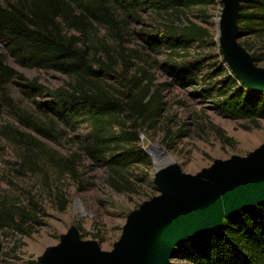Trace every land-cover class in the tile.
<instances>
[{
	"label": "trees",
	"instance_id": "1",
	"mask_svg": "<svg viewBox=\"0 0 264 264\" xmlns=\"http://www.w3.org/2000/svg\"><path fill=\"white\" fill-rule=\"evenodd\" d=\"M234 26L243 37L264 36V0H237ZM213 0H11L0 3V39L9 53L22 66L49 69L67 75V86L48 88L36 79H27L6 61L0 52V114L8 111L37 134L55 137L56 126L76 129L86 124L88 131L81 150L101 162L109 173L108 181L119 191H133L135 184L127 172L130 166L151 165L152 160L136 142V130L124 126L122 117L132 122L155 124L163 103L160 91L153 90L150 77L124 79L123 88L112 91L101 79L113 72L116 61L130 65L129 57L138 50L123 47L124 29L130 22H142L148 15L157 20V32L147 35L151 47L163 46L168 56L185 54L181 61L168 57L172 64L173 81L190 86L199 96L209 100L224 117L246 121L244 129L260 127L264 120V89L249 85L231 68L221 64L211 78L199 84L198 76L205 61L214 54L190 56L189 50L208 48L213 40L205 25L189 19L187 11L201 8L204 12ZM105 27L118 48H112L107 38H98L96 28ZM219 53L223 51L217 48ZM115 52H112L114 51ZM250 61H260L259 54L247 55ZM11 86L31 97L43 114L37 115L20 107L11 95ZM43 97V102L35 100ZM119 125L118 131L114 129ZM220 139L226 143L217 129ZM0 138L13 148L20 170L48 177V167L59 172L77 175L74 157L66 158L29 132L10 124L0 125ZM60 208L65 206L59 191ZM32 218L26 205L0 200V227L24 233L25 224ZM37 222V221H36ZM172 264H264V198L238 205L230 212L192 233L176 238L168 251Z\"/></svg>",
	"mask_w": 264,
	"mask_h": 264
},
{
	"label": "rangeland",
	"instance_id": "2",
	"mask_svg": "<svg viewBox=\"0 0 264 264\" xmlns=\"http://www.w3.org/2000/svg\"><path fill=\"white\" fill-rule=\"evenodd\" d=\"M9 1L0 0V3ZM224 7L223 0H213L204 11L209 16L205 22L200 18L201 8L187 11L189 19L209 28L214 41L212 50L195 47L189 50L190 56L199 51L214 54L205 61L198 76L199 84L210 79L219 64L226 71L231 70L225 53H219L217 49L221 48L223 38L221 20ZM156 24L157 20L148 15L143 17L142 22H130L124 29L123 47L126 51L136 49L138 54L129 57L130 65L116 61L114 71L100 80L106 88L118 91L123 88L125 78L141 77L145 72V77H150L152 81L153 90L160 91L159 100L163 103V111L155 124L134 123L130 118H121L124 126H131L138 133L136 143L144 150L149 143L163 146L175 161L178 174L191 179L212 169L217 163L249 158L264 149V120H260L258 128L244 129L242 126L247 124L246 121L222 116L197 91L173 81L170 72L172 64L168 57L181 61L180 58L185 54L180 52L178 57L168 56L169 51L163 46L155 48L147 43V35L157 32ZM96 34L98 38H107L115 50L118 48L117 41L105 27H97ZM237 43L248 55H262L260 61L253 63L255 68L264 70V36L238 38ZM0 52L17 72L27 79H36L48 88L67 86L71 82L67 75L60 72L20 65L2 39ZM211 79L215 81L218 78ZM10 90L20 107L48 122L43 108H38L31 97L21 93L16 86H11ZM35 100L43 102L46 99L38 96ZM2 124H10L31 133L63 157H74L77 175L48 167V178L45 180L41 174L20 170L14 148L0 138V200L28 206L33 218L25 224L24 233L0 227V264H40L44 254L49 249L58 248L71 231L82 245H94L99 252L111 254L121 243L130 217L164 194L158 186L153 161L151 165H133L125 171L137 183L133 191L114 189L108 181L106 167L81 150L88 131L86 124L58 133L63 126L59 123L53 138L37 134L6 110L0 114ZM114 129L118 131L119 125ZM217 129L229 141L222 142ZM162 158L158 157L156 161ZM59 191L65 199L63 209L60 208ZM172 262L176 263L168 259L167 264Z\"/></svg>",
	"mask_w": 264,
	"mask_h": 264
},
{
	"label": "water",
	"instance_id": "3",
	"mask_svg": "<svg viewBox=\"0 0 264 264\" xmlns=\"http://www.w3.org/2000/svg\"><path fill=\"white\" fill-rule=\"evenodd\" d=\"M223 1L221 48L226 59L249 85L264 89V70L255 68L237 43L240 33L233 20L238 1ZM144 151L153 161L164 194L130 217L116 250L104 254L94 245H82L71 231L58 248L44 254L40 264H167L176 238L216 223L240 204L264 198V149L249 158L217 163L194 179L178 174L163 146L149 143ZM158 157L164 160L156 163Z\"/></svg>",
	"mask_w": 264,
	"mask_h": 264
},
{
	"label": "bare ground",
	"instance_id": "4",
	"mask_svg": "<svg viewBox=\"0 0 264 264\" xmlns=\"http://www.w3.org/2000/svg\"><path fill=\"white\" fill-rule=\"evenodd\" d=\"M159 158H161V157H159ZM164 159L162 158V159H159L158 161H156V163H159L160 161H163Z\"/></svg>",
	"mask_w": 264,
	"mask_h": 264
}]
</instances>
